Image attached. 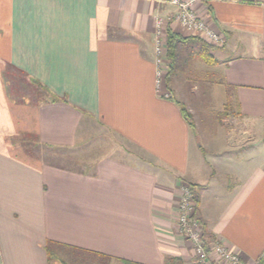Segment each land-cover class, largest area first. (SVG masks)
<instances>
[{"label":"crops","instance_id":"obj_1","mask_svg":"<svg viewBox=\"0 0 264 264\" xmlns=\"http://www.w3.org/2000/svg\"><path fill=\"white\" fill-rule=\"evenodd\" d=\"M192 8L224 44L207 64L189 42L168 79L167 60L164 98L157 22L165 39H201L176 7L0 0V264H195L176 225L183 184L205 245L264 264V0ZM201 86L224 111L206 137L184 114Z\"/></svg>","mask_w":264,"mask_h":264},{"label":"built area","instance_id":"obj_2","mask_svg":"<svg viewBox=\"0 0 264 264\" xmlns=\"http://www.w3.org/2000/svg\"><path fill=\"white\" fill-rule=\"evenodd\" d=\"M155 1L167 3L176 7L178 12L174 17V21L188 34L198 36L201 40L213 47H220L224 44V38L199 18L192 8L194 3L204 0ZM161 24L162 22H157L154 46L156 65L155 86L157 91H161L160 93H162L164 98H169L165 82L168 64L166 58L165 33L161 28ZM195 200L196 198L192 188L187 184H183L180 188L176 225L179 234L192 245L195 264H208L210 262L222 264H259L258 261L249 262L245 260L236 251L230 250L229 247L219 241H215L208 246L205 245L202 238V229L199 222L194 218L196 208Z\"/></svg>","mask_w":264,"mask_h":264},{"label":"rangeland","instance_id":"obj_3","mask_svg":"<svg viewBox=\"0 0 264 264\" xmlns=\"http://www.w3.org/2000/svg\"><path fill=\"white\" fill-rule=\"evenodd\" d=\"M204 43H206V42H204ZM206 44H208V43H206ZM209 46H212V45H209ZM196 59L198 61L203 62L201 58H196ZM165 82H166V77H165ZM203 93H204L203 87L201 89H199L198 92L195 93L196 95H200V97H201V103H202L198 107H196V112L194 113V111H193L192 113H189V112H187L188 109H186L187 111H185L184 114L187 115L186 117H188V123L190 124V126L192 127L193 124L196 126V127H194L196 129V131H197L196 133L199 134L201 137H204V136L206 137L207 132H208L206 130L207 127H208V130L210 129V131L212 133H215L216 132V129H219L217 127V125H215V122L218 119H221L223 117L224 111L221 109V107L219 105H217V106H219V108H217L216 105H209V103L208 104L205 103V101H207V98L203 96ZM190 96H191V94L190 95L188 94L186 97L188 98ZM189 100L191 102H193V103L194 102L196 103V100H194V99H189ZM197 103H198V100H197ZM179 105H180L181 108H184L182 106L183 105L182 102H180ZM214 106H216V108ZM185 107L188 108V106H187L186 103H185ZM182 110L184 111V109H182ZM218 133L219 134L217 136H219V138H217V139H221L220 138V136H221L220 135V132H218ZM195 204H196V201H195ZM196 207H197V205H196ZM60 260L63 261V259H60ZM100 264H105V263H102L100 261Z\"/></svg>","mask_w":264,"mask_h":264},{"label":"trees","instance_id":"obj_4","mask_svg":"<svg viewBox=\"0 0 264 264\" xmlns=\"http://www.w3.org/2000/svg\"><path fill=\"white\" fill-rule=\"evenodd\" d=\"M194 41V42H193ZM190 43H195L198 45L199 48H197V50L194 49V47L192 48V50H194L195 53L194 57L196 58H201L203 62L207 63V64H213V58L209 53L210 50V46L206 43L203 42V40L198 39V38H192V39H181L177 36H175V34H173L170 30L167 32L166 35V39H165V44H166V58L169 61V74L167 75V79L170 77V73L173 71L174 69V65L176 66V63L178 62V57L180 55V52L183 49H186L188 44ZM196 201V200H195ZM197 205V202H196ZM196 209L195 208V213H196ZM195 213H194V217H195ZM204 243V241H203ZM205 244V243H204ZM101 260H107V258H105L104 256H101L100 258ZM123 264H131L129 262H125Z\"/></svg>","mask_w":264,"mask_h":264}]
</instances>
